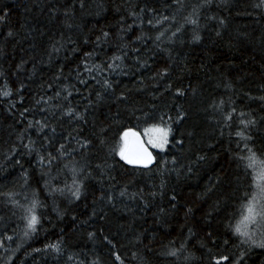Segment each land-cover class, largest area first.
I'll return each mask as SVG.
<instances>
[{"label": "trees", "instance_id": "16d2710c", "mask_svg": "<svg viewBox=\"0 0 264 264\" xmlns=\"http://www.w3.org/2000/svg\"><path fill=\"white\" fill-rule=\"evenodd\" d=\"M0 16V264H264L232 231L264 183L240 159L264 160L261 0H0ZM161 117L156 164L119 161L115 129Z\"/></svg>", "mask_w": 264, "mask_h": 264}, {"label": "snow or ice", "instance_id": "6c2138e0", "mask_svg": "<svg viewBox=\"0 0 264 264\" xmlns=\"http://www.w3.org/2000/svg\"><path fill=\"white\" fill-rule=\"evenodd\" d=\"M264 3V0H261ZM6 15V14H5ZM0 20H3V17L0 16ZM194 23V21H193ZM223 23V21H221ZM11 35V33H9ZM104 36L107 37L108 33H104ZM138 39H140L138 37ZM200 37L197 35L195 40L198 42ZM116 59H119L117 57ZM108 68H113L112 64L107 65ZM166 74V72H165ZM110 87V84L105 80L104 88L107 90ZM5 95H9V93L5 92ZM71 93H69L70 95ZM177 95H183L182 92H177ZM100 98L99 93L97 94V99ZM68 115H73L71 110L67 113ZM78 119L82 118L77 116ZM183 117H180L182 119ZM171 119V118H169ZM249 123H253L250 121ZM43 127V126H41ZM110 129L105 128L102 129V133H107ZM53 131H55L53 129ZM116 131V144L115 147L111 149V151L119 157V161L123 162V164L132 166L134 168H149L155 162V155L152 150H157L159 152H164L169 145V137L171 135L172 129L167 122L163 120V117L160 118V122H152L145 121L143 126L137 125L136 127H124L121 126ZM237 135H243L242 133H238ZM245 139H251V136L244 137ZM104 140H101V143H104ZM83 147H87V144L83 145ZM60 148L63 149L64 145H60ZM64 153L61 152V156ZM49 164L52 163L54 159H57L52 154H49ZM203 159V157H200ZM240 159L242 161H246L245 168L253 170V179H256V169L257 165L260 166V178L264 180V160H260L256 153L249 149L248 156H241ZM41 163H43V157H41ZM75 184L76 181L74 180ZM255 188L257 191L251 194V198L248 199L247 203L243 206L241 219L238 221L236 226L232 229L233 234L237 237L241 238L242 244H250L254 248H262L264 249V240L257 241L254 239L255 231L264 228V183L255 184ZM81 186H77L72 190V196L79 200L81 198ZM121 195H124V192H121ZM103 199V196H101ZM175 200V196L172 197ZM192 211L191 208L188 209V213ZM187 215V213H186ZM38 223V218L35 214H30L28 218V229L31 232L35 231V226ZM29 233L26 232L25 235ZM211 236V233L208 234ZM11 239V237H9ZM215 241H213L214 243ZM54 250L58 251L57 246H51ZM183 247V245H182ZM169 255L176 256L177 253L175 251H171L168 253ZM245 253L241 254L240 259H243ZM117 260H120V257H116ZM223 261H229L228 256H223L221 258ZM216 264H221V260H217ZM235 264H239V260L235 261Z\"/></svg>", "mask_w": 264, "mask_h": 264}, {"label": "water", "instance_id": "95a60500", "mask_svg": "<svg viewBox=\"0 0 264 264\" xmlns=\"http://www.w3.org/2000/svg\"><path fill=\"white\" fill-rule=\"evenodd\" d=\"M153 151V150H152ZM154 153V152H153ZM155 155V154H154ZM156 164V159H155V162L149 167V168H151V167H153L154 165ZM128 166V165H127ZM128 167H131V168H134V167H132V166H128ZM149 168H147V169H149ZM141 169H145V168H141Z\"/></svg>", "mask_w": 264, "mask_h": 264}, {"label": "rangeland", "instance_id": "374dc122", "mask_svg": "<svg viewBox=\"0 0 264 264\" xmlns=\"http://www.w3.org/2000/svg\"><path fill=\"white\" fill-rule=\"evenodd\" d=\"M263 182H264V180H263ZM261 229H263V228H261ZM261 229H260V230H261Z\"/></svg>", "mask_w": 264, "mask_h": 264}]
</instances>
